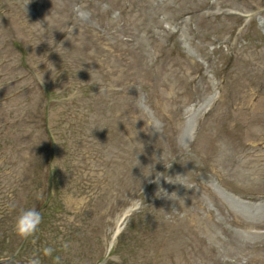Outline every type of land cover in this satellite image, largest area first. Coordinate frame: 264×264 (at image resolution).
Masks as SVG:
<instances>
[{"label":"rangeland","instance_id":"rangeland-1","mask_svg":"<svg viewBox=\"0 0 264 264\" xmlns=\"http://www.w3.org/2000/svg\"><path fill=\"white\" fill-rule=\"evenodd\" d=\"M0 98L6 264H264V0H0Z\"/></svg>","mask_w":264,"mask_h":264},{"label":"clouds","instance_id":"clouds-1","mask_svg":"<svg viewBox=\"0 0 264 264\" xmlns=\"http://www.w3.org/2000/svg\"><path fill=\"white\" fill-rule=\"evenodd\" d=\"M28 3H29V0H24V6ZM38 27H40L41 30L43 29L41 24H38ZM42 83H43V77L41 75V84ZM155 129L159 132V129L157 127H155ZM53 139L55 140V138ZM55 141L58 144H60L57 140ZM168 167H170V164L168 165ZM167 181L170 183L174 182L171 180H167ZM186 187L191 188L192 186H186ZM161 190L164 191L163 189ZM5 208L9 212H12V211L17 210L18 205L14 200H11L5 204ZM42 219L43 218H42L41 213L37 211L35 208H20L19 211L16 212V215L14 217L13 224H12V231L17 236L27 240L28 238L33 237L35 233L38 231V228L40 224L42 223ZM60 247H61V250H63L64 252H68L70 248L74 247V244L73 242H70V241H63V238H61ZM55 251L56 249H54L51 246H44L41 249H39L37 252H34L30 257L27 258V264H42L41 256L51 258L53 264H62V257L59 255H53ZM11 259H12L11 257H8L9 261ZM0 262H2V264H6V261L0 260Z\"/></svg>","mask_w":264,"mask_h":264}]
</instances>
